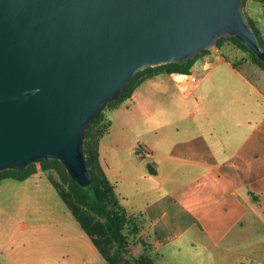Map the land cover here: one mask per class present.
Instances as JSON below:
<instances>
[{"label":"water","instance_id":"1","mask_svg":"<svg viewBox=\"0 0 264 264\" xmlns=\"http://www.w3.org/2000/svg\"><path fill=\"white\" fill-rule=\"evenodd\" d=\"M222 36L264 59L243 0H0V170L59 159L89 184L85 130L107 103Z\"/></svg>","mask_w":264,"mask_h":264},{"label":"crops","instance_id":"2","mask_svg":"<svg viewBox=\"0 0 264 264\" xmlns=\"http://www.w3.org/2000/svg\"><path fill=\"white\" fill-rule=\"evenodd\" d=\"M225 53L238 55V49L212 46L194 62L192 71L202 74L192 93L217 72L185 115L163 113L172 120L155 121L166 111L155 110L156 99L139 91L162 74L174 82L166 73L146 78L107 112L111 124L100 138V163L122 205L153 230L158 264H264V215L246 193L264 195V73L248 61L243 71ZM138 108L145 109L143 130ZM222 133L240 136L228 141ZM23 196L36 199L37 192Z\"/></svg>","mask_w":264,"mask_h":264},{"label":"rangeland","instance_id":"3","mask_svg":"<svg viewBox=\"0 0 264 264\" xmlns=\"http://www.w3.org/2000/svg\"><path fill=\"white\" fill-rule=\"evenodd\" d=\"M261 4L257 0H247L244 10L260 29L264 38V15ZM227 43L238 49V55L225 54L243 71H246L243 61L253 64L249 60L248 54L236 47L229 39H226L223 44ZM195 70L196 67L193 68V71ZM259 71L264 73L261 69ZM216 72L215 68L201 85L186 97L179 91L175 82L163 74L152 78L139 91H144L156 99L158 109L155 110L166 111L161 112V117L154 119L166 124L172 118L163 113L178 115L180 111L178 116H182L190 110H194L195 106L191 105L194 96L209 92L213 85L212 76ZM197 74L201 75L202 72L198 71ZM210 98L211 94L209 93L208 101ZM207 105L209 106V103ZM138 110L140 116L143 114V117L139 118L138 128L143 130L146 121L145 109L138 108ZM218 125L220 124L218 123ZM222 135L228 137L229 141L230 134L222 133ZM239 136V133L234 134L231 136V140ZM51 171L56 179L63 180L62 175L57 174L54 169ZM38 172L41 176H38V179L36 177V182L32 180L34 178L29 182L7 178L0 183V264H108L74 218L47 178L46 171H43L39 164ZM24 191L29 193L36 191V199L33 196L24 198ZM258 203H260L259 209L264 215V199ZM137 217L140 230L137 235L128 237L129 247L134 255L143 252L142 239L151 244L154 240L153 230L148 227L145 220L142 221L139 216ZM246 264L255 263L246 262Z\"/></svg>","mask_w":264,"mask_h":264},{"label":"trees","instance_id":"4","mask_svg":"<svg viewBox=\"0 0 264 264\" xmlns=\"http://www.w3.org/2000/svg\"><path fill=\"white\" fill-rule=\"evenodd\" d=\"M246 1L243 0V7H245ZM257 1L264 2V0ZM248 18L256 32L259 45L264 51V38L261 31L249 16ZM226 39H229L236 47L245 51L249 56V60L264 71V59L260 58L237 37H219L214 46L221 47ZM209 50L210 48H204L196 56L186 61L147 66L139 70L137 75L127 83L124 91L116 99L107 103L105 108L85 130L83 151L91 177L89 184H79L71 177L59 159L51 158L37 163H30L24 169L8 168L0 170V180L3 178L23 180L38 171L39 164L40 168L46 171L47 178L74 218L108 264H158L152 255V244L145 241V239L141 240L144 245L143 252L138 255H134L131 252L128 237L129 235H137L140 230L138 217L129 213L122 205L115 191L114 184L110 181L104 167L100 163L98 150L100 138L108 131L111 124L106 110L129 98L138 85L146 78L159 73L170 74L173 71L191 72L196 59ZM147 167L150 172H155L151 163H148ZM51 169L62 175L63 180L59 181L56 179ZM246 193L253 203H258L261 199H264V195L258 194L251 189H247ZM125 230L127 231L125 232ZM240 264H243V262Z\"/></svg>","mask_w":264,"mask_h":264},{"label":"built area","instance_id":"5","mask_svg":"<svg viewBox=\"0 0 264 264\" xmlns=\"http://www.w3.org/2000/svg\"><path fill=\"white\" fill-rule=\"evenodd\" d=\"M172 79L176 83L178 89L184 95H189L195 89L196 85L200 82L199 75L194 72H179L173 71L170 73Z\"/></svg>","mask_w":264,"mask_h":264}]
</instances>
